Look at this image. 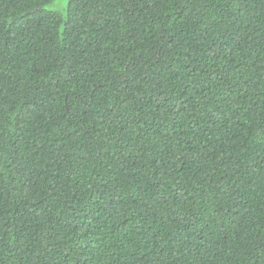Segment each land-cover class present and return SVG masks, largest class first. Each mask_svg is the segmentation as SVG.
<instances>
[{
  "label": "trees",
  "instance_id": "obj_1",
  "mask_svg": "<svg viewBox=\"0 0 264 264\" xmlns=\"http://www.w3.org/2000/svg\"><path fill=\"white\" fill-rule=\"evenodd\" d=\"M0 264H264V0H0Z\"/></svg>",
  "mask_w": 264,
  "mask_h": 264
}]
</instances>
